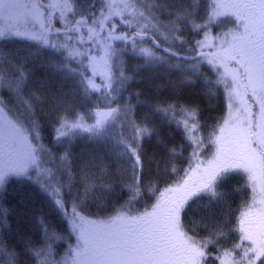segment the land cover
Masks as SVG:
<instances>
[{
	"label": "snow or ice",
	"instance_id": "obj_1",
	"mask_svg": "<svg viewBox=\"0 0 264 264\" xmlns=\"http://www.w3.org/2000/svg\"><path fill=\"white\" fill-rule=\"evenodd\" d=\"M197 4L100 0L93 11L92 5L81 7L79 0H0V41L32 42L33 59L38 61L34 67L61 81H76L86 97L102 93L87 112L64 106L48 80L35 81L39 93H26L33 68L0 48V89L14 101L9 104L0 95V187L10 177L33 181L67 220L69 239L75 238L57 259L53 244L65 237L42 220L43 243L28 245L36 264H207L213 258L210 246L219 264H264V0H211L201 23L196 22ZM225 22L231 27L213 34L212 26ZM189 29L202 35L191 39ZM48 50L51 58L44 56ZM125 56L141 62L129 72ZM204 65L214 81L202 71ZM141 71L166 77L173 89L203 78L205 84L223 89L227 111L205 139L196 108L155 106L154 112L182 129L192 152L184 176L158 195L155 185L150 187L154 201L136 212L129 205L144 184L143 140L156 134L147 118L137 119L124 97ZM97 76L102 83L96 82ZM46 101L55 113L53 140L67 141L59 157L41 142L37 104ZM77 138L92 144L78 169L69 159ZM206 148L213 149L207 159ZM108 158L120 165L121 173L130 168L126 187L133 196L114 214L92 218L85 214L88 203L97 199V190L111 189ZM228 173H243L251 190L235 226L227 228L228 222L219 218L204 225L207 236L190 234L182 219L189 202L202 194L223 200L218 181ZM65 197L70 198V212ZM228 232L238 238L224 247L221 242ZM0 254L8 258L7 264H16L14 251L0 246Z\"/></svg>",
	"mask_w": 264,
	"mask_h": 264
},
{
	"label": "trees",
	"instance_id": "obj_2",
	"mask_svg": "<svg viewBox=\"0 0 264 264\" xmlns=\"http://www.w3.org/2000/svg\"><path fill=\"white\" fill-rule=\"evenodd\" d=\"M81 7L96 10L100 6V0H79ZM208 0H198L196 22L203 21L207 10ZM58 20L54 21L56 24ZM215 27V25H213ZM224 29L228 28L224 24ZM213 31L215 28H213ZM191 39H198L200 35L191 32L187 33ZM119 44V42H117ZM0 48L4 50L6 56L12 59L19 56L17 62H28L33 68L32 82L25 92L37 91L40 89L35 81L48 80L51 83V90L62 96L64 106H71L72 109L87 112L94 107L97 97L102 93H93L90 97L83 95L82 91L74 80L61 81L59 76H50L43 68L34 67L38 62L33 59L35 46L32 42L13 38L12 40L0 41ZM45 58H51L53 53L48 50L44 53ZM128 71H132L133 65L140 63L136 58L125 56ZM73 67H77L72 62ZM202 71L215 80V75L210 72L207 65L202 67ZM90 74V73H89ZM141 78L130 81L128 90L124 92V97L134 106L135 115L138 120L147 118L149 126L156 128V134L145 137L143 140V159L145 161L144 184L141 187L140 195L131 200L129 205L136 212H142L150 206L159 191L170 184L175 183L184 176L185 169L189 166V156L192 147L186 141L183 131L174 123L170 124L162 113L154 112L156 105L177 104L194 107L197 109V119L204 125L201 135L207 139L212 125L226 114V102L223 89L219 90L204 83L203 78L195 85L184 86L180 89H173L167 84L166 77H151L147 71L139 73ZM98 84L102 83L100 76L96 77ZM9 104L14 101L6 90L0 89ZM60 111V109H57ZM55 113L49 111L46 101L43 106L37 104V118L40 124L41 142L51 148L53 153L59 157L65 151L64 144L53 140V123ZM91 122V121H89ZM92 148V144L86 139L77 138L71 143L74 167L78 169L82 157L87 156V150ZM175 149V152H171ZM107 172L109 174L107 182L111 183L108 191L97 190L94 201L87 205L86 215L92 218H105L114 214L116 209L128 203L133 193L126 187L131 183L130 168L121 173L118 170L120 165L112 158L106 160ZM159 163V168H157ZM176 171H172V165ZM46 166V165H42ZM50 166V165H47ZM155 185L154 192L149 188ZM219 192L223 194V200L211 198L207 194H202L200 198H194L189 202L186 213L182 216L186 229L190 234L197 235L198 238L208 235L205 224L211 223L219 218L227 221V228L235 226L242 204L250 199L247 181L239 173H231L221 177L218 181ZM67 207L71 211L69 197ZM55 230L65 239L56 240L53 244L54 254L57 259L62 256L69 242L75 241L74 237L69 239V225L62 214L55 209L50 199L44 194L37 184L30 180H22L17 177H10L7 182L0 187V246H4L9 251L16 253V264H36V258L28 249L29 243L39 246L43 243V232L41 221ZM237 238L235 232H228L222 240V246L230 247ZM213 258L207 264H217L214 259L215 249L210 246ZM8 258L0 254V264H7Z\"/></svg>",
	"mask_w": 264,
	"mask_h": 264
},
{
	"label": "rangeland",
	"instance_id": "obj_3",
	"mask_svg": "<svg viewBox=\"0 0 264 264\" xmlns=\"http://www.w3.org/2000/svg\"><path fill=\"white\" fill-rule=\"evenodd\" d=\"M44 2L46 3L47 2V0H44ZM58 23L56 24L57 26H61L60 25V23H59V21H57ZM227 23V22H226ZM228 29V28H227ZM227 29H225V30H223V31H227ZM223 31H221V32H223ZM19 56H17V57H15V58H13V60H15L16 62H17V60L19 59L18 58ZM96 82H98V80H96ZM212 152H213V149L212 148H206L205 149V151H204V158L205 159H207L208 157H210L211 156V154H212ZM47 166V165H46ZM33 174H35V173H33ZM229 174H231V173H228V174H225L224 176H228ZM240 175H241V177H243L245 180H247V177L243 174V173H239ZM224 176H222V177H224ZM20 179H22L23 181L24 180H28L27 178H20ZM249 189V188H248ZM249 194H250V196H251V190L249 189ZM233 228V227H232ZM236 236H237V233H236ZM237 238H238V236H237ZM236 238V239H237ZM236 239H235V241H236ZM217 264H219V262L217 261Z\"/></svg>",
	"mask_w": 264,
	"mask_h": 264
}]
</instances>
